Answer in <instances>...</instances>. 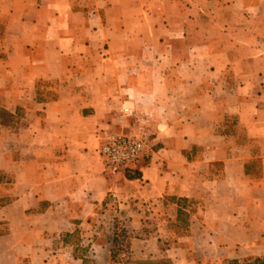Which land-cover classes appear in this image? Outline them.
Here are the masks:
<instances>
[{
	"label": "crops",
	"instance_id": "obj_1",
	"mask_svg": "<svg viewBox=\"0 0 264 264\" xmlns=\"http://www.w3.org/2000/svg\"><path fill=\"white\" fill-rule=\"evenodd\" d=\"M119 226L264 257V0H0V264H105Z\"/></svg>",
	"mask_w": 264,
	"mask_h": 264
},
{
	"label": "built area",
	"instance_id": "obj_2",
	"mask_svg": "<svg viewBox=\"0 0 264 264\" xmlns=\"http://www.w3.org/2000/svg\"><path fill=\"white\" fill-rule=\"evenodd\" d=\"M148 142V134L145 131L136 133L110 131L100 144L99 152L109 171L116 173L131 167L142 155Z\"/></svg>",
	"mask_w": 264,
	"mask_h": 264
},
{
	"label": "rangeland",
	"instance_id": "obj_3",
	"mask_svg": "<svg viewBox=\"0 0 264 264\" xmlns=\"http://www.w3.org/2000/svg\"><path fill=\"white\" fill-rule=\"evenodd\" d=\"M183 203V202H182ZM172 233L168 234L167 237H161L160 239L165 240L167 239L170 246L178 241V239L182 236L179 235L178 232L175 231V229H172ZM138 235H135L137 237ZM163 246V243L161 244ZM136 247V246H135ZM132 243L130 242L129 245V254L124 251H117L116 254L113 257L108 258L107 262L105 264H131L130 262H127V260L135 261L136 255H134V248ZM150 245H148V250L150 251V255L152 256L153 260H161L163 257H168V260L170 264H176V259L178 256L173 255L169 256V253L167 251H162L160 249L151 250ZM153 251V252H152ZM180 257V256H179ZM183 260L184 264H264V257H248V258H242V259H224V260H211V259H204V257L197 254L194 250H187L185 252V256L183 255V258H180ZM90 264V263H87ZM159 264H162L160 261Z\"/></svg>",
	"mask_w": 264,
	"mask_h": 264
},
{
	"label": "trees",
	"instance_id": "obj_4",
	"mask_svg": "<svg viewBox=\"0 0 264 264\" xmlns=\"http://www.w3.org/2000/svg\"><path fill=\"white\" fill-rule=\"evenodd\" d=\"M122 172H124V174H126L128 177H130V176H132V173H133V175H136L139 171L136 168L126 167L122 170ZM185 202L186 201L182 198L177 199L178 205L184 204ZM174 224H176V223H174ZM175 231L178 232V229H175ZM178 234L182 235L183 233L178 232ZM144 236L146 237L149 235L147 233H145V235H141V238H143ZM133 237L134 236L132 234L127 233L122 226H119L116 229V232H115L114 237H113V247L110 250L109 259H110V257H113L117 251H124L125 250L126 253L129 254V248L128 247H129L131 239ZM162 243H163V246L161 245ZM157 245H158V249H160L162 251H165L166 249H168L170 247V244H169L167 239L162 240V239L158 238ZM123 248H125V249L123 250ZM160 261L162 262V264H170L167 256L163 257V259L158 260V261L153 260L152 257L135 258V261L127 260V262H130L131 264H159Z\"/></svg>",
	"mask_w": 264,
	"mask_h": 264
}]
</instances>
